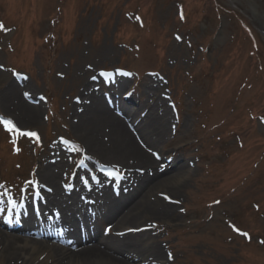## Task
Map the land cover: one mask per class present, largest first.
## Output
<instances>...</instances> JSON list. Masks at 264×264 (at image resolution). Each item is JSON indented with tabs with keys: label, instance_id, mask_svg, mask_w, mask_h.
<instances>
[{
	"label": "rangeland",
	"instance_id": "rangeland-1",
	"mask_svg": "<svg viewBox=\"0 0 264 264\" xmlns=\"http://www.w3.org/2000/svg\"><path fill=\"white\" fill-rule=\"evenodd\" d=\"M0 24V95L16 80L20 98L42 104L37 123L0 102L3 117L39 135H23L15 154L0 121V218L9 195L15 207L20 195L38 198L32 187L41 188L53 142L73 149L66 186L81 164L71 115L79 77L126 76L118 99L129 106L143 101L147 78H158L171 109L161 160L180 157L192 170L184 186L162 191L177 217L152 219L167 264H264V0H0ZM95 221L100 234L114 233V220Z\"/></svg>",
	"mask_w": 264,
	"mask_h": 264
},
{
	"label": "bare ground",
	"instance_id": "bare-ground-1",
	"mask_svg": "<svg viewBox=\"0 0 264 264\" xmlns=\"http://www.w3.org/2000/svg\"><path fill=\"white\" fill-rule=\"evenodd\" d=\"M78 79L82 97L71 115L73 130L84 142L79 149L82 164L66 186L68 171L63 170L73 166L67 155L73 149L53 142L39 171L40 211L25 206L23 224L0 218V264H167L166 253L152 235L150 228L157 224L152 219L177 217L173 197L162 191L184 186L192 170L180 157L166 164L161 160L159 144L171 132V109L161 93L162 83L147 78L143 101L129 106L118 99L126 76ZM104 87L116 98L102 95ZM19 90L18 82L11 80L0 95L2 108L19 121L38 123L42 104L28 102L25 95L30 94L20 98ZM131 111L134 117L127 114ZM110 168L124 172L117 186ZM94 174L95 182L88 177ZM101 215L114 220V233L100 234L95 219ZM45 253L42 260L40 254Z\"/></svg>",
	"mask_w": 264,
	"mask_h": 264
},
{
	"label": "snow or ice",
	"instance_id": "snow-or-ice-1",
	"mask_svg": "<svg viewBox=\"0 0 264 264\" xmlns=\"http://www.w3.org/2000/svg\"><path fill=\"white\" fill-rule=\"evenodd\" d=\"M0 28H3V24H0ZM177 38L179 39L180 37H177ZM0 67H2V66H0ZM262 119H264V118H262ZM0 121H2L4 123V125L8 128L9 131H16V132L21 131L19 128L16 127L14 122L11 121L10 119H4L2 116H0ZM21 134L36 137L37 140L39 139L37 133H35V132H27V133L22 132ZM93 178H95V177H93ZM235 230L238 232L240 231V229H238V228H236ZM242 234L245 236H248V233H246V232L242 233Z\"/></svg>",
	"mask_w": 264,
	"mask_h": 264
}]
</instances>
